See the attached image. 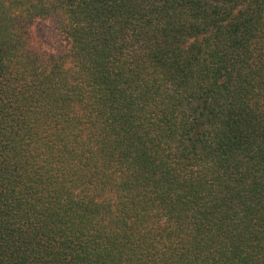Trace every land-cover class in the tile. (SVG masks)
Instances as JSON below:
<instances>
[{
	"label": "trees",
	"instance_id": "1",
	"mask_svg": "<svg viewBox=\"0 0 264 264\" xmlns=\"http://www.w3.org/2000/svg\"><path fill=\"white\" fill-rule=\"evenodd\" d=\"M0 264H264V0H0Z\"/></svg>",
	"mask_w": 264,
	"mask_h": 264
},
{
	"label": "rangeland",
	"instance_id": "2",
	"mask_svg": "<svg viewBox=\"0 0 264 264\" xmlns=\"http://www.w3.org/2000/svg\"><path fill=\"white\" fill-rule=\"evenodd\" d=\"M31 42L42 51H52L56 44V36L49 20L38 19L30 27Z\"/></svg>",
	"mask_w": 264,
	"mask_h": 264
}]
</instances>
